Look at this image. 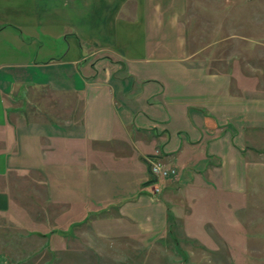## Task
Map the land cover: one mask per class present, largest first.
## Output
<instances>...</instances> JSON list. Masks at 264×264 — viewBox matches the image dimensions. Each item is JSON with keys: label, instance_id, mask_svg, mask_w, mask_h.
I'll return each mask as SVG.
<instances>
[{"label": "crops", "instance_id": "crops-1", "mask_svg": "<svg viewBox=\"0 0 264 264\" xmlns=\"http://www.w3.org/2000/svg\"><path fill=\"white\" fill-rule=\"evenodd\" d=\"M229 5L238 34L221 41L242 46L212 68L221 41L188 50L185 0H0V180L40 173L66 214L114 207L141 234L183 188L245 193L247 143L264 139V0Z\"/></svg>", "mask_w": 264, "mask_h": 264}, {"label": "rangeland", "instance_id": "rangeland-1", "mask_svg": "<svg viewBox=\"0 0 264 264\" xmlns=\"http://www.w3.org/2000/svg\"><path fill=\"white\" fill-rule=\"evenodd\" d=\"M230 3L237 7L240 0H185L188 50L238 34V12L228 16ZM219 43L212 68L224 65L222 47L236 57L242 46ZM254 138L247 143L245 193L216 201L183 188L166 226L153 233L132 231L115 219L114 207L80 219L72 205L66 214L63 205L48 202L40 173L0 180V264H264V139ZM105 219L115 222L108 226Z\"/></svg>", "mask_w": 264, "mask_h": 264}, {"label": "built area", "instance_id": "built-area-1", "mask_svg": "<svg viewBox=\"0 0 264 264\" xmlns=\"http://www.w3.org/2000/svg\"><path fill=\"white\" fill-rule=\"evenodd\" d=\"M150 172L157 180H166L177 178L178 171L176 168L167 166L160 161H152L150 163ZM153 192L157 194L160 191L159 187H154Z\"/></svg>", "mask_w": 264, "mask_h": 264}, {"label": "trees", "instance_id": "trees-1", "mask_svg": "<svg viewBox=\"0 0 264 264\" xmlns=\"http://www.w3.org/2000/svg\"><path fill=\"white\" fill-rule=\"evenodd\" d=\"M171 218V215L170 214H168V220Z\"/></svg>", "mask_w": 264, "mask_h": 264}]
</instances>
